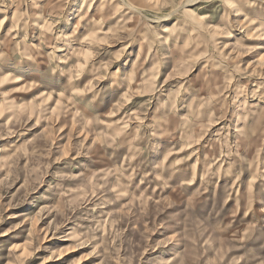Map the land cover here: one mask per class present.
<instances>
[{
	"label": "rangeland",
	"instance_id": "374dc122",
	"mask_svg": "<svg viewBox=\"0 0 264 264\" xmlns=\"http://www.w3.org/2000/svg\"><path fill=\"white\" fill-rule=\"evenodd\" d=\"M0 264H264V0H0Z\"/></svg>",
	"mask_w": 264,
	"mask_h": 264
}]
</instances>
